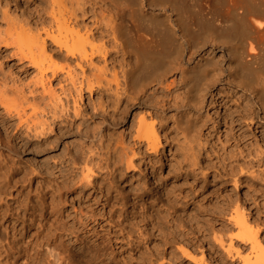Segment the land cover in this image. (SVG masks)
<instances>
[{
	"label": "bare ground",
	"instance_id": "6f19581e",
	"mask_svg": "<svg viewBox=\"0 0 264 264\" xmlns=\"http://www.w3.org/2000/svg\"><path fill=\"white\" fill-rule=\"evenodd\" d=\"M15 1L18 6L21 5L19 0ZM38 1L28 4L35 9V14L31 25H27L30 29L41 24V31L34 33L33 27V33H28V41L22 45L19 41L17 48L20 56L36 69L42 89L50 92L52 98L58 97L46 87L45 79L49 81L47 72L55 78L57 72L63 69H66L65 75L70 78L76 95L81 97L82 87L80 84L75 86L71 73L78 67L81 74L79 82H84L85 91L95 93L105 101V104L99 103L96 109L109 106L111 118L97 114L99 121L83 130L92 146L87 147L88 155L79 172L70 165L77 160L73 150L71 157L63 160L65 165L60 169L65 189H87L90 190L88 193L91 189L96 191L89 213L75 217L77 220L70 223L67 232L59 233L56 228L46 226V222L40 223V216L49 204L44 205L43 201L38 208L36 203L28 220L32 225L40 223L43 229L40 233L28 232L25 235L29 238L26 246L22 247V254L26 255L25 264H161L165 259L166 262L178 263L183 258L181 264H188L187 260L194 264H217L207 261L200 247L199 258H194V252L186 246L189 241L199 238L195 234L191 236L193 223L182 219V215L190 214V199L187 197L198 189L194 185L183 187L189 181V175L196 181L198 174L195 166L200 161L198 154L190 160L184 152L178 160L159 154L163 149L159 132L164 135L170 149L174 144L170 127L182 139L181 151L194 142L208 157L202 162L207 167L218 168L213 177L219 182L230 180L236 189L239 180L246 176L248 185L254 186L246 195L247 201H255L257 192L264 189V168L260 170L256 182L252 167L264 163V149L260 144L252 154L245 141L252 135L253 125L255 129H260L262 142L264 140V0H199L192 15H187V11L181 9L182 5L178 6V0ZM48 17L50 21L46 19ZM47 20L49 23L46 25L44 22ZM7 35H10L9 32ZM47 40L56 46L55 50L47 51ZM219 50L225 59L216 57ZM51 51L62 56L65 66L55 65ZM98 56L103 59V66L93 63ZM108 59L111 61L109 80L102 79ZM84 66L93 71L85 75ZM172 75H179L174 77L178 80L173 77L167 79ZM106 85L105 90L101 89ZM237 91L241 94L236 95ZM210 108L214 109V116L209 114ZM218 108H224L220 117ZM130 112L132 119L125 132L115 139L112 147L107 146L109 143L105 144L106 152H101L104 146L103 129L111 128L123 114ZM74 114H79L78 107H74ZM218 117L222 124L228 126L221 133L216 130L214 140L208 126L210 120ZM44 121L41 124L34 122L35 127L40 126L35 135L45 134ZM52 123H47L49 131ZM213 140L220 147L208 154V146L216 147ZM239 144L243 145L239 147ZM94 154L98 156L96 160ZM212 155L216 158L214 161ZM186 162L192 167L183 172V164L188 166ZM143 166L156 168L152 182L165 186L158 195L155 188H147L144 175L135 180L127 178L129 172ZM166 167L169 177H177L171 183H167L169 177L161 175ZM183 175L185 177L179 180L178 176ZM117 178L127 184L123 196L119 191L117 195L112 194L116 191ZM38 199L41 200V196ZM127 202L131 206L129 211L124 208ZM202 204L196 206V213L206 214L212 210V214L220 217L226 214L227 221L236 230L233 237H228V245L223 243L219 234L211 236L213 247L221 249L232 260L230 264H235L236 259L240 264H264L261 252L264 239L259 237L260 229L251 221V211L236 194L227 193L220 202L219 211ZM17 209V205L0 206V218L11 215L22 220L25 214ZM212 221L207 225L210 232L214 231ZM15 222L5 226V239L0 234V264H10V258L19 250L14 239L17 235L13 232L17 228ZM200 225L203 226L202 223ZM199 239L203 245L204 238ZM233 239L242 243L243 248L234 249ZM56 240L58 243L55 245ZM177 240L185 241V245L169 250ZM70 241L76 243V249L72 248ZM52 243L58 250L59 263L51 259L52 254L46 250ZM214 248L213 252L216 251ZM222 251L216 254L218 258L219 255L224 256Z\"/></svg>",
	"mask_w": 264,
	"mask_h": 264
},
{
	"label": "rangeland",
	"instance_id": "374dc122",
	"mask_svg": "<svg viewBox=\"0 0 264 264\" xmlns=\"http://www.w3.org/2000/svg\"><path fill=\"white\" fill-rule=\"evenodd\" d=\"M33 1L19 0L21 5L19 4L18 6L15 0H0V206L5 207V205L8 204H11L12 206L17 205V211H21L23 214H25L22 220L20 218L16 219L11 215L0 218V234L3 239H5V233L7 232L5 226L8 223L15 222V220V224H17V228L13 232L17 233L14 239L18 243L17 248H19V250L10 258V264L26 263V255L23 256L22 247L26 246L29 238L25 235L28 232L32 234L40 233V230L43 229L42 226H39L40 223L46 222V226L50 225L49 227L51 229L56 228L59 233H66V228L70 226V223L77 220L75 217L79 216L80 214L89 213V206L93 205V197H95L96 191L91 189V192L88 193L90 190L88 191L87 189L82 191H80V189H65L63 184V172H61L60 169L63 168V165H65L63 160L70 158V154L73 150V152H76L75 158L77 156V160L75 159V164L71 163L70 165L74 166L75 171L79 172L80 167L84 165V161L88 155L86 149L87 147L92 146L90 138H86L83 130H85L86 127L91 128L95 125V121H99L100 116H96L97 114L101 113V115L103 114L104 118H111V108H109V106L107 107L104 105L102 110H99V108L96 109L99 103L105 104V101L102 99V97H98L95 93L91 94L88 93V91H85L83 88L84 82H79L81 79V74L78 67L72 70L71 73L72 79L75 81V86L80 84L82 87L81 97L76 95L70 78L65 75L66 69L58 71V75L55 78L49 76L50 74L47 72L49 83L47 82V79H45L46 87H49L54 93V96L58 98H52L49 94L50 92L42 89V85L38 81L36 69L29 65V62L26 58L20 56L17 48L19 41L21 45L28 41V33H33V31L34 33L36 31H41V24L36 26H39L38 28H36L34 25L31 26L30 29L28 28L34 20L32 18L35 14V9L28 6V4L32 3ZM36 1L39 2L38 0ZM180 1L183 3H179ZM197 2H199V0H178V6L180 7L182 5L181 9H183L184 12L187 11V15H192L191 13L195 10ZM55 11L57 12V10ZM25 18L27 19V23ZM49 18L50 17L46 19L50 21ZM30 19L32 20L30 21ZM48 20L45 21L44 24L47 25L49 23ZM33 27H35V29ZM32 29L34 30L31 31ZM8 32L10 35H12H7ZM42 36L44 35L42 34ZM45 48H47V51H50L49 49L55 50L56 46L47 40ZM50 53L56 66H65L66 63L62 59V56L53 54L52 51ZM216 55H218L216 57H219L221 60L225 59L224 54L220 50L216 53ZM184 58H186V56ZM93 63L95 65L103 66L104 61L98 56L93 59ZM105 64L107 70L105 76H102V79L104 78L109 80L111 78L109 74V70L111 69V61L108 59L105 61ZM83 69L85 75H89L93 71L92 70L90 72V67L88 66H84ZM115 69L118 70L117 67H115ZM177 76L179 77V75ZM91 77L93 78L94 76H90V78ZM169 77L167 79H171L172 77L174 78L176 76L172 75ZM176 78L174 79L178 80ZM111 86H114L113 82H111ZM104 88H107V85L101 87V89L105 90ZM238 94L240 95L241 92L237 91L236 95ZM208 100H210V97ZM74 107L79 108V114H74ZM147 109L148 111L151 110V108H146V110ZM223 110L224 108H218V116L223 114ZM213 111L214 109L210 108L209 114L214 116L215 111ZM132 112L123 114L122 118H120V120H118L117 123L111 128L103 129L104 137L102 139L104 140V146L101 152H106L107 147H105V144L109 143L107 146L112 147L114 141H116L118 137L125 132V127L132 119ZM219 117L210 120L208 126V129L210 127V130L214 134V140L217 136L216 130L221 133L220 131L223 132L228 126L227 124H222L223 122ZM42 120L44 121L43 127L46 129L45 132L43 131L45 134L36 133L37 135H35V132H38L37 130L40 129V126L38 125V129L34 126V122H37L36 124H41ZM45 122L48 124L53 122L50 131L47 129L48 124ZM168 123L169 120H167V124ZM33 127H35V129ZM244 127L245 126H243V128ZM170 129L173 131V134L171 135L174 136L173 147L171 149L168 147L164 141V135L162 132H159L161 143L163 145V149L160 150L161 152L159 151V154H162L163 156L166 155L168 158L174 157V159L177 160L180 159V154L182 155L183 152L186 153V156L189 158V160L194 156V154H198V160H200L195 166L196 173L198 174L195 177L196 181L194 182V178L189 175V181H187L186 185H183V187H189L190 185V187H192L194 185L198 189L195 188L197 191L187 197L190 199L188 206V212H190V214L186 213L182 215V219H184V221L187 223H193L192 229H194L191 236L195 234L194 236L204 238L205 241L202 245L199 238L197 241H194L193 239L191 240L192 242H186V246L188 248L190 246L189 249L192 251V253L194 252L192 254L194 258H199V251L200 249H203L205 255L207 256H205L207 261L217 264H230L232 260L228 259L226 254L221 249H218V247H213L214 241L211 236L214 234V236L219 234L218 236H222L221 238H223V243L228 245V237H233L236 230L227 221L226 214L224 215L225 217H220L218 214H212V210L208 211L206 214H198L195 212V208L197 205L203 203L204 205H207V207L210 205L208 208H215L214 210L219 211L218 209L221 207L220 202L222 201V198L227 193L236 194V196H238L241 201L244 202V206L247 207L249 211H251V214L249 215L252 217L251 221H253V223L260 229L259 237L264 239V189L257 192L255 201H247L246 195L250 192V189L254 188V186L248 185L249 179L246 176L239 180V187L236 189L233 187L232 181L230 180L225 183L219 182L218 178L213 177L215 174L214 171H218V168H211L209 166L208 168L205 163L202 162V160H204L206 157L205 152L199 150L198 147L195 146L194 142L189 144L192 148L189 147V145H186V150L184 149V151H181L180 147L183 145L182 139L180 135L176 133V130L173 127H170ZM251 129L252 135L250 134L247 140L248 142H245L249 144L252 154H254V151L259 149L258 147L260 144L264 149V140L262 142L260 129H255L254 125ZM206 131L207 129L205 132ZM108 138L110 139L109 141ZM213 145L216 147H207L208 154H210L211 151H217L216 149H219L220 147V144L215 141L213 142ZM242 145L243 144H239V147ZM97 152L98 151H95V153ZM97 157V154H94V160H96ZM211 158H213L212 161L216 159L213 157V155ZM164 162H166V159ZM135 163H137L136 160ZM186 163L188 166L183 164V172L192 167L189 162ZM262 168H264V163L254 165L252 167L253 174L255 175L254 180L256 182H258L257 179ZM155 170L156 168H148L143 166L135 172H129L127 178L130 180H135V178L139 177V175H144L145 184L148 185L147 188H155V193L158 195L160 193L159 191H161L165 186L160 187L157 186L156 182H152ZM203 173H205V175H203ZM161 175L163 177H169L170 174H168L167 167L163 170ZM178 177V179L181 180L185 176L183 175ZM117 179V182H115L116 191L114 190L112 194L117 195V192L119 191L120 193L122 192L120 195L123 196L125 195V191L128 188L126 187L127 184L123 182L122 179ZM175 179H177V177L173 179V176H170L167 180V183H171L172 180L174 181ZM129 183L130 182H128V184ZM196 184L198 186H196ZM255 190L258 189L255 188ZM87 193L89 194L88 196H86ZM40 196L41 200L38 199ZM43 201L45 202L44 205H49L48 207L44 208L42 212L43 216H40L41 222L39 224L32 225L28 220V217H30L31 208L36 205V203H38L36 206L39 208ZM212 203L213 205L215 203V205L213 206ZM25 204L27 206H25ZM124 208H128L127 210L129 211L131 209L130 202H127ZM197 215L201 217H198ZM210 220H213L212 226L214 229V231L211 230V232L210 229L207 228V225L211 224ZM201 223L203 226L200 225ZM196 227H202L203 229L200 228L199 231ZM222 227L225 230H223ZM206 228L207 230L205 232ZM200 234H203V236ZM63 238L66 237L64 236ZM177 241L174 242V245L169 248V250L185 243V241ZM70 242H72V248L76 249L77 245L74 246L76 243L73 241ZM57 243L58 240L54 242L55 245ZM54 244H50V246L46 247V250L52 254L50 258L54 259L56 263H59L57 258L58 250L54 247ZM234 245V249L239 247L241 248L243 246L242 243L233 239V246ZM198 247H200V249ZM212 248H214L216 251L213 252L214 250H212ZM15 251L16 250H14V252ZM221 251V254L224 253V256L221 257V255H219L220 257L218 258L216 254L220 253ZM244 252L245 251L243 250L242 254ZM261 252L264 254V245L261 249ZM166 261L167 260L165 259L161 264L182 263V261H179L178 263ZM235 261V264L239 263L237 259ZM186 262L188 264H194L193 261L188 262L187 260Z\"/></svg>",
	"mask_w": 264,
	"mask_h": 264
}]
</instances>
